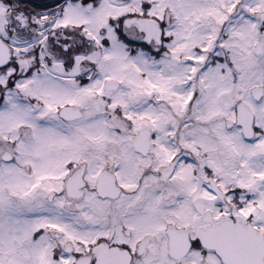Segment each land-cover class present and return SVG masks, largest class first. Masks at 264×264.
I'll return each mask as SVG.
<instances>
[{"label":"snow or ice","instance_id":"snow-or-ice-1","mask_svg":"<svg viewBox=\"0 0 264 264\" xmlns=\"http://www.w3.org/2000/svg\"><path fill=\"white\" fill-rule=\"evenodd\" d=\"M0 264H264V0H0Z\"/></svg>","mask_w":264,"mask_h":264}]
</instances>
